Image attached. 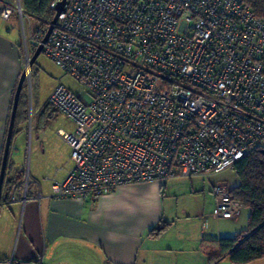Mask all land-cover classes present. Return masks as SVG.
Returning a JSON list of instances; mask_svg holds the SVG:
<instances>
[{"label":"built area","instance_id":"obj_1","mask_svg":"<svg viewBox=\"0 0 264 264\" xmlns=\"http://www.w3.org/2000/svg\"><path fill=\"white\" fill-rule=\"evenodd\" d=\"M42 51L86 87L83 99L63 85L48 98L77 125L62 134L72 166L53 198L209 179L264 148V20L246 0H67ZM211 191L214 217L241 215L226 182Z\"/></svg>","mask_w":264,"mask_h":264},{"label":"crops","instance_id":"obj_2","mask_svg":"<svg viewBox=\"0 0 264 264\" xmlns=\"http://www.w3.org/2000/svg\"><path fill=\"white\" fill-rule=\"evenodd\" d=\"M4 6L14 4L0 0ZM12 18H0V161L15 88L25 69L20 38L10 37ZM65 144L64 161L58 156L49 161L40 143L25 172L23 161L17 163L22 143L11 142L0 197L1 263L12 258L42 264H264V257L247 263H233L228 256L211 261L219 251L217 240L232 235L200 212L213 210L211 186L208 205L180 200L186 192L181 187L195 177L123 185L97 198H53V182L64 179L72 166ZM190 191L196 192L192 186ZM159 226L160 232L148 233Z\"/></svg>","mask_w":264,"mask_h":264},{"label":"rangeland","instance_id":"obj_3","mask_svg":"<svg viewBox=\"0 0 264 264\" xmlns=\"http://www.w3.org/2000/svg\"><path fill=\"white\" fill-rule=\"evenodd\" d=\"M10 1L15 8L12 15L13 18L11 17L12 23L10 22L14 25L10 29V37L19 36L24 51V67L28 72L18 102L11 142L22 143L23 152L18 155L17 163L20 165L21 159L26 172L32 165L31 156L36 152V148L40 149V143H42L44 148L43 159L52 161L53 158L58 156L59 160L64 161L66 144L62 134L74 133L77 129V125L71 117L62 111L54 109L47 103L52 91L58 85H63L74 95L83 99L86 98V87L68 72L58 67L43 51L38 54L34 62L28 67V60L34 47V41L31 40V37L35 36L46 25L48 27V20L27 13L21 7L20 0ZM18 5L22 11L21 17L18 9H16ZM194 177L197 179L196 181L192 183L186 182L181 187L186 192L180 200L190 206L198 204V207H203L208 205V187L212 186L214 182H226L230 188L235 187L238 183L236 173L232 167L213 175L209 179ZM190 184L196 192L190 191ZM211 211V208H206L205 211L200 210L202 214L208 216L210 224L222 226L226 231H230L232 236L246 230L249 214V210L246 207L242 208L241 215L236 219H223L214 216L213 219Z\"/></svg>","mask_w":264,"mask_h":264},{"label":"trees","instance_id":"obj_4","mask_svg":"<svg viewBox=\"0 0 264 264\" xmlns=\"http://www.w3.org/2000/svg\"><path fill=\"white\" fill-rule=\"evenodd\" d=\"M21 7L27 13L48 20L53 18L54 9L51 4L56 0H20ZM246 5L253 13L264 20V0H246ZM47 25L44 27L46 28ZM36 46L33 47L32 53ZM15 126V125H14ZM14 133V129H13ZM13 136V135H12ZM255 150L249 155L237 160L232 168L236 173L238 183L232 188V194L243 207L249 210L246 230L217 240L219 251L211 259L217 261L228 256L233 263H247L264 257V152ZM11 151V144L9 155ZM9 162L6 165V169ZM6 174V170H5ZM5 177V176H4ZM163 227L149 230V234L160 232ZM17 264H34L33 262H16ZM0 264H4L0 262Z\"/></svg>","mask_w":264,"mask_h":264},{"label":"water","instance_id":"obj_5","mask_svg":"<svg viewBox=\"0 0 264 264\" xmlns=\"http://www.w3.org/2000/svg\"><path fill=\"white\" fill-rule=\"evenodd\" d=\"M67 3V0H58L55 3L54 6V15L53 18L48 22V27L46 29V32L41 39V42L37 45L33 53L31 54L29 60H28V67L34 62L38 54L42 51L43 43L46 41L47 37L49 36L51 29L53 25L55 24L58 16L64 11L65 5ZM27 69H24L18 79L13 100H12V106L10 110V115H9V120H8V125H7V130H6V136H5V142H4V148H3V153L0 161V197H1V191H2V186H3V180L5 176V170H6V165L8 161V156H9V149H10V144H11V139L13 135V129H14V124H15V118H16V112H17V107H18V102L21 94V90L23 87V84L25 82L26 76H27ZM262 152H264V149H262Z\"/></svg>","mask_w":264,"mask_h":264}]
</instances>
